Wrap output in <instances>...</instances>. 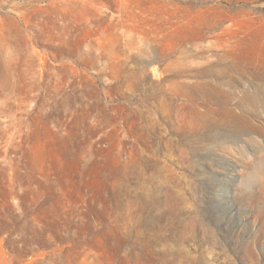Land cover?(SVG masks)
Returning <instances> with one entry per match:
<instances>
[{"label":"rangeland","instance_id":"rangeland-1","mask_svg":"<svg viewBox=\"0 0 264 264\" xmlns=\"http://www.w3.org/2000/svg\"><path fill=\"white\" fill-rule=\"evenodd\" d=\"M0 264H264V0H0Z\"/></svg>","mask_w":264,"mask_h":264},{"label":"bare ground","instance_id":"bare-ground-1","mask_svg":"<svg viewBox=\"0 0 264 264\" xmlns=\"http://www.w3.org/2000/svg\"><path fill=\"white\" fill-rule=\"evenodd\" d=\"M232 95V94H231ZM245 99H247V94L245 95ZM225 110L231 111L229 106H225ZM232 112V111H231Z\"/></svg>","mask_w":264,"mask_h":264}]
</instances>
